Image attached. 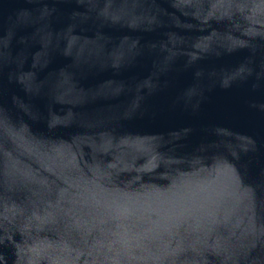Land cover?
I'll use <instances>...</instances> for the list:
<instances>
[{"label":"water","instance_id":"water-1","mask_svg":"<svg viewBox=\"0 0 264 264\" xmlns=\"http://www.w3.org/2000/svg\"><path fill=\"white\" fill-rule=\"evenodd\" d=\"M0 264H264V0H0Z\"/></svg>","mask_w":264,"mask_h":264}]
</instances>
